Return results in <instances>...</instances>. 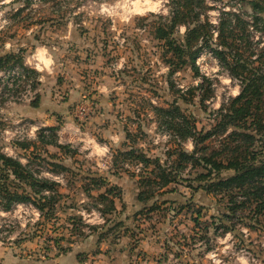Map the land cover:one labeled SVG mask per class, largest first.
<instances>
[{
    "label": "rangeland",
    "instance_id": "obj_1",
    "mask_svg": "<svg viewBox=\"0 0 264 264\" xmlns=\"http://www.w3.org/2000/svg\"><path fill=\"white\" fill-rule=\"evenodd\" d=\"M172 7L170 0H0V56L13 55L0 67V151L36 175L58 181L61 193L54 214L41 216L31 202L5 209L6 197L0 194V241L39 237L57 251L56 244L68 247L90 227L106 230L118 221L126 228L108 233L112 243L127 234L134 248L155 234L163 242L158 260L165 264H241L239 256L245 264H264V215L248 228L247 212H239L245 220L238 221L236 214L227 220L235 230L225 232L218 198L186 186L184 179L197 183L193 178L201 168L183 171L161 190L167 192L155 190L149 201L135 200L143 168L119 152L132 147L161 163L174 159L169 154L175 139L153 107L175 104L193 115L198 129H208L221 104L240 90L238 79L206 45L193 63L179 65L171 58L154 27L169 21ZM196 7L200 21L213 27L224 11L252 22V11L241 0H201ZM250 29L254 46L264 48L262 23ZM185 33V25L175 27L179 42ZM17 73L23 74L18 85L6 92L4 84ZM44 127H57L55 138L67 149L42 141ZM44 133L52 139L51 132ZM182 147L191 151V140ZM54 158L68 171L55 175L47 164ZM87 175L123 184L118 186L124 205L117 201L116 213L99 212L85 190V183L92 188ZM153 201L154 208L146 210Z\"/></svg>",
    "mask_w": 264,
    "mask_h": 264
},
{
    "label": "trees",
    "instance_id": "obj_2",
    "mask_svg": "<svg viewBox=\"0 0 264 264\" xmlns=\"http://www.w3.org/2000/svg\"><path fill=\"white\" fill-rule=\"evenodd\" d=\"M170 1L173 4L172 15L167 23L154 27L155 38L161 41L179 65L193 63L199 50L206 45L229 73L238 79L240 90L235 97L221 104L208 129H198L193 115L186 114L175 104L167 108L153 107L156 117L170 129L175 139L176 145L169 154L174 156L170 164L138 153L132 147L119 152V155L137 159L136 163L143 168L137 181L139 202L151 200L156 192H167L161 190L175 182L183 171L201 168L203 171L197 172L193 178L197 183L184 179L189 182L186 186L193 192L201 189L218 198L224 208V219H219L224 231L235 230L227 220L236 214L238 221L245 220L246 217L243 218L244 215H239V212H247L245 216L251 223L246 226L255 228L253 223L259 222L264 215V48L254 46L250 28H259L261 23L264 26V0H241L250 7L252 22L240 13L224 11L215 27L209 22L200 21L196 6L201 0ZM180 24L186 26L182 42L174 36L175 27ZM211 31L216 35L215 43H212ZM12 56L9 53L0 56V67ZM56 130L57 127H44L39 137L48 144L66 150L67 145L57 142ZM45 131L51 132L52 139L49 141L44 138ZM186 140L192 142L191 151L182 147ZM20 147L26 150L30 146ZM48 162L55 175L68 171L67 165L59 159ZM86 179L92 188L88 189L89 184L85 183V190L96 201L102 215L116 213L117 201L121 207L124 205L121 188L117 184L110 183L100 175H87ZM58 187V181L36 175L20 160L0 151V194L6 197L5 209L16 202H31L39 210L40 216L44 213L53 215L61 196ZM93 190L97 192L95 195L91 193ZM154 206L155 201L146 210H152ZM121 226V222L115 221L106 230H103V226L90 228L93 232L101 229L98 231L101 239ZM56 248L59 252L67 250V247L57 244Z\"/></svg>",
    "mask_w": 264,
    "mask_h": 264
},
{
    "label": "crops",
    "instance_id": "obj_3",
    "mask_svg": "<svg viewBox=\"0 0 264 264\" xmlns=\"http://www.w3.org/2000/svg\"><path fill=\"white\" fill-rule=\"evenodd\" d=\"M112 182L122 188L118 180ZM125 191L129 193L130 190ZM122 228L126 227L122 225ZM116 240L117 243H112L110 237L100 239L98 231H91L70 243L66 251L59 252L51 251L47 245L50 241L39 237L17 241L11 236L7 242L0 241V264H165L164 260H158L163 254V242L155 234L144 236L134 248L128 246L131 238L127 234ZM43 243L48 249L42 247ZM236 259L241 264L246 262L241 256Z\"/></svg>",
    "mask_w": 264,
    "mask_h": 264
},
{
    "label": "built area",
    "instance_id": "obj_4",
    "mask_svg": "<svg viewBox=\"0 0 264 264\" xmlns=\"http://www.w3.org/2000/svg\"><path fill=\"white\" fill-rule=\"evenodd\" d=\"M19 76L20 77H22L23 76V74L21 73V74H19V73H17L16 74V79H11L10 81H6V83L4 84V86H5V91L6 92H12V91H14V88L18 85V82L20 81V79H19ZM3 86V85H2ZM27 91H29V90H27ZM30 207H32L33 208V206L32 205H30ZM33 209H35V208H33ZM35 210H38L37 208L35 209ZM39 211V210H38ZM40 213V212H39Z\"/></svg>",
    "mask_w": 264,
    "mask_h": 264
}]
</instances>
